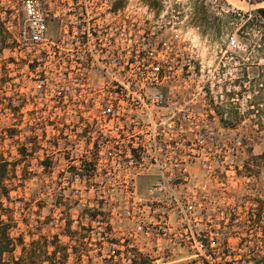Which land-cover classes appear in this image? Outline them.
<instances>
[{"label": "built area", "instance_id": "2783aa9c", "mask_svg": "<svg viewBox=\"0 0 264 264\" xmlns=\"http://www.w3.org/2000/svg\"><path fill=\"white\" fill-rule=\"evenodd\" d=\"M21 2L24 17L9 5L0 13V20L7 19V28L15 31L7 38L14 47L8 74L1 78L17 82L13 86L25 109L30 105L31 113H51L53 108L63 114L70 107L73 120L61 130L102 133L110 151L106 175L152 180L146 192L149 210L138 213L137 229L153 228L156 241H175L187 252L182 260L264 264V206L253 190L248 193L239 185L244 147L224 144L216 122L221 118L220 80L193 78L195 67L184 59L161 61L153 44L138 51L147 63H132L136 77H127L126 26L110 21L119 11L102 9L97 14L102 23L94 27L80 13L83 22H73L56 39L45 8L52 1ZM70 32L72 58L63 46ZM228 47H237L235 37ZM116 155L121 158L118 173ZM224 197L232 198V204H225Z\"/></svg>", "mask_w": 264, "mask_h": 264}, {"label": "rangeland", "instance_id": "374dc122", "mask_svg": "<svg viewBox=\"0 0 264 264\" xmlns=\"http://www.w3.org/2000/svg\"><path fill=\"white\" fill-rule=\"evenodd\" d=\"M51 1L45 8L51 14L50 34L56 39L62 38L73 22H83L80 13L90 18L89 27H94L102 23L97 15L102 9L112 7L119 11L110 21L117 27L126 26L127 77H136L132 63H147V57L140 56L138 51L150 50L153 44L161 61L184 59L195 67L193 78L220 80L217 85L222 86V92H218L221 118H216V122L218 127L222 126V142L244 147L239 185L248 193L253 190L263 208L264 116L257 121L254 114H247L250 82L245 83L249 93L242 99L238 96L241 87L236 79L244 66L239 63L236 48L228 47L229 39L236 38L235 31L229 28L207 34L197 15L207 11L209 21L215 25L218 18L225 21L229 11H246L264 2L251 5L247 0H157L150 5L145 0ZM6 5L24 17L21 0H0V13ZM8 26L7 19L0 20V78L8 74L14 47L9 39L2 42L1 35L8 38L15 32ZM72 41L70 32L63 43L68 58H72ZM240 57L246 63L252 59L249 53ZM147 77L150 75L144 76ZM5 82H0V155L17 164L12 175L10 206L15 209L19 226L13 235L24 233L23 243L27 247L23 251L24 245L14 241L15 250L5 253L6 261L14 262L22 256L28 257L30 264L31 257L48 264L67 249V264H132L148 256L153 259L151 264H191L182 260L187 252L179 249L175 241H156L158 231L153 228L137 229L138 213L149 210L145 207L146 192L152 180L140 177L123 181L106 175L110 151L102 133L63 132L61 125L73 120L70 107L65 106L63 114L53 108L51 113H31L30 105L25 109L23 97L13 86L17 82ZM84 137L95 142V147L84 143ZM120 160L119 155L114 157L117 173ZM223 201L231 205L233 199L224 197ZM69 229L75 231L74 236L65 235Z\"/></svg>", "mask_w": 264, "mask_h": 264}, {"label": "trees", "instance_id": "16d2710c", "mask_svg": "<svg viewBox=\"0 0 264 264\" xmlns=\"http://www.w3.org/2000/svg\"><path fill=\"white\" fill-rule=\"evenodd\" d=\"M150 5H155L157 0H145ZM250 3L257 5L264 2V0H247ZM227 19L222 21L218 18L219 23L212 25L209 21L207 11L198 13L197 20L204 23L203 32L209 34L210 32L223 31L232 28L235 31L237 47L236 51L239 53L237 56L239 63L243 68L242 74H238L236 82L241 87L238 92L239 98H244L249 89H247L246 82L251 83L250 98L246 99L249 103L247 114H254V120L259 121L264 116V6H256L249 10L235 9L229 11L226 15ZM2 42L7 41V37L1 35ZM249 53L252 56L249 62H245L240 56ZM7 77L0 78V81H6ZM228 95H232L231 93ZM240 109V105H239ZM263 127V124H259ZM21 154H24L21 152ZM47 166V165H44ZM17 164L11 163L8 159L0 155V264H30L28 257H20L15 259L14 262L5 260V253H13L15 250L14 241H20L23 246L25 241L24 233L17 236L13 235V230L18 228L19 222L15 218V209L10 206L12 202L11 191L13 190V172L16 170ZM70 228V227H69ZM69 234L65 232L66 236H74L75 231L69 229ZM41 241V240H32ZM59 241V240H58ZM27 247H22L26 251ZM64 249V253L59 258L54 257L49 260L48 264H67L68 253ZM40 253L34 251L33 253ZM57 251L55 250V253ZM31 264H44L42 259L31 257ZM150 256L142 259L139 263L133 262L132 264H151Z\"/></svg>", "mask_w": 264, "mask_h": 264}, {"label": "water", "instance_id": "95a60500", "mask_svg": "<svg viewBox=\"0 0 264 264\" xmlns=\"http://www.w3.org/2000/svg\"><path fill=\"white\" fill-rule=\"evenodd\" d=\"M263 3V2H262ZM261 4V3H260ZM251 5H252V3H251ZM261 6H264V5H261Z\"/></svg>", "mask_w": 264, "mask_h": 264}, {"label": "flooded vegetation", "instance_id": "af4514ba", "mask_svg": "<svg viewBox=\"0 0 264 264\" xmlns=\"http://www.w3.org/2000/svg\"><path fill=\"white\" fill-rule=\"evenodd\" d=\"M255 217H256V215H255Z\"/></svg>", "mask_w": 264, "mask_h": 264}]
</instances>
